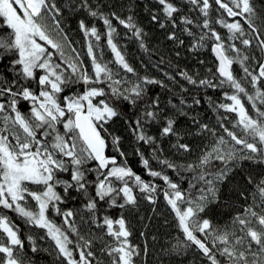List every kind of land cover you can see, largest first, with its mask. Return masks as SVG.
<instances>
[{
    "label": "snow or ice",
    "instance_id": "1",
    "mask_svg": "<svg viewBox=\"0 0 264 264\" xmlns=\"http://www.w3.org/2000/svg\"><path fill=\"white\" fill-rule=\"evenodd\" d=\"M157 2L164 19L152 13L153 23L162 30L167 23L173 29L183 25L182 31L195 39L189 51L210 43L216 60L211 79H197L186 71H179L178 75L193 86L230 90L222 91L226 103L212 105L216 113L223 111L217 124L230 139L220 136L213 141L218 146L210 151L206 148L196 162L184 166L201 169L196 177L203 185L199 196L195 200L186 197L180 185L163 170H153L150 160L136 147L134 154L147 175L159 178L167 187L161 190L155 183L146 182L129 166L121 137L108 129L114 119H124L136 144L147 146L157 157L163 149L157 137L149 135L153 124H162L160 135L176 137L173 147L185 153H191L192 147L182 142L176 128L179 118H190V127L196 129L185 135H218L207 123H200L198 117H188L183 111L184 107L199 106V97L193 98L192 105L182 99L179 109L169 115L160 109L159 98L149 95V86L164 87L163 82L136 76L127 62L116 42L119 32L115 25L127 30L125 38L130 34L147 51L146 34L134 22V0L122 5L128 15L113 11L116 5L102 0H65L64 6L56 0H0V23L8 30L6 36L0 37V63L9 60L7 74H0V264H35L25 252V240L32 253L41 251L32 235L22 239L19 226L5 212L14 213L30 228L43 231L38 239L50 242L44 251L54 256L53 264H101L93 250L95 240L81 235L75 224L77 213L62 210L73 192L85 198L84 208L91 217L88 223L113 241L101 247V254L109 258L110 264H135L141 250L130 244L131 232L125 218L101 215L99 207L102 203L121 209L135 205V189L153 204L156 194L162 192L175 215L182 238L162 249L161 255H185L195 249L204 264H264V179L253 186L251 173L245 176L243 172L247 161L264 164V60L249 51L255 46L264 57V33L257 26L258 20L264 24V7H258L256 0H186L185 6L191 5L190 11L199 14L194 20L187 14L180 15L177 0ZM213 3L219 12L215 21L210 18ZM260 5L264 6V0H260ZM81 13L102 23L104 32L95 24L89 26L84 19L77 20V30L85 42L78 47L70 22ZM213 24L226 29V36H221ZM193 27L200 30L198 37ZM102 39L113 54L112 61L103 59ZM167 40L178 47L184 45L175 30L168 32ZM176 55H180L179 51ZM252 60L254 67L249 66ZM162 62L161 58L154 66ZM237 63L243 79L233 72ZM122 72L136 76L135 82L122 78ZM76 85H83V91H72ZM66 90L69 95H64ZM122 106L132 110L127 118ZM230 114L236 116L233 130L225 126ZM237 128L244 138L235 131ZM109 137L119 159L107 154ZM232 142L244 151L223 150L226 143ZM217 160L223 167L210 175L208 166ZM158 162L178 172L181 167L167 159ZM236 174L243 183H238L233 191L244 204L231 218L233 228L238 227L239 231H228L214 227L204 213L220 204L223 186ZM121 199L124 202L118 203ZM53 216H62L63 226L57 225ZM144 252L147 254L146 247Z\"/></svg>",
    "mask_w": 264,
    "mask_h": 264
},
{
    "label": "trees",
    "instance_id": "2",
    "mask_svg": "<svg viewBox=\"0 0 264 264\" xmlns=\"http://www.w3.org/2000/svg\"><path fill=\"white\" fill-rule=\"evenodd\" d=\"M93 2H95V0H93ZM127 2L128 0H102V3L110 6L116 5L112 10L124 15L129 14L126 8L122 7V5H125ZM185 2L186 0H177V4L181 8L180 15L187 14L196 20L199 15L198 12L190 11L191 5L185 6ZM56 3L60 6H64L65 0H56ZM256 3L258 7H264L260 5V0H256ZM134 5V22L141 27L146 34L145 44L147 51L141 49L138 42L131 38L130 34L128 38H125V32L127 30L122 26L115 25V22L114 25L117 26L119 32V38L116 42L127 62L135 69L136 76H148L163 82L165 85L164 87H161L160 85L149 86V95L153 98L158 97L160 100V109L164 110L169 115L179 109L180 101L182 99L186 102V105H192L193 98L199 97L201 99V104L199 106L190 108L184 107L183 111L188 113V117L196 116L200 123H207L210 128H213L218 133V135L216 137H213L208 133L197 136L185 135L189 130L195 132L196 129L190 127L192 125V120L190 118H179L176 128L181 134L182 142L188 143L192 147L191 153H185L183 151H177L173 147V145L177 143L176 137H163L160 135V128L163 126L162 124H153L149 129V135L157 137V143L160 144L163 149L157 157L152 154L151 149L147 146L136 144L132 133L124 123V119H114L109 123L108 129L113 135H119L121 137L122 150L127 154V162L129 166L132 167L133 171L141 175L146 182L155 183L161 190H164L167 187L159 178H152L147 175V171L143 167L140 158L134 154V149L136 147H140L144 152L145 157L150 160L153 170H163L164 174H167L173 182L180 185V188L185 192L186 197L195 200L200 194L199 189L203 187L202 182L196 179V177L200 175L201 169L189 170L184 166L196 162L197 158L206 148L210 151L213 146H218L214 145L213 141L218 140L220 136H224L226 141L230 139L217 124L220 117L224 115L223 111L221 110L220 113H216L212 110L213 104L227 102L222 97V91L230 90L204 89L190 85L186 80L182 79L178 75L179 71H186L197 79H211L212 71H214L216 67V61L211 52V44L208 43L204 47L197 49L195 52H190L189 48L195 43V39L182 31L183 25L178 29H173L172 25L167 23L165 29L162 30L159 24L152 22V13H157L160 15L161 20L164 19L161 6L158 4L157 0H134ZM261 15L264 16V13ZM210 18L212 21L219 18V12L214 3L210 11ZM80 19H84L89 26L95 24L101 33L104 32V26L95 18L87 16L86 13H81L75 20L71 21L72 37L78 42V47H83L85 42L82 35L77 30L76 25V21ZM177 21L179 22V16H177ZM198 22L202 23V20H199ZM257 26L260 27L261 32L264 33V24H261L258 20ZM213 27L216 28L221 36H226L227 30L221 28L219 24H213ZM174 30L179 38L184 40V45L182 47H178L176 43L167 40L168 32ZM192 30L198 37L200 30L196 27H193ZM7 31L6 28L2 27V23H0V37L6 36ZM253 44L255 45V42H253ZM101 45L104 61H112L113 54L103 39ZM177 51L180 53L179 56L176 55ZM249 51L256 58L264 60V57H261L259 50L256 49L255 46ZM0 55H3V50H0ZM229 55L233 54L229 53ZM161 58L163 62L159 63V66H154ZM201 61H203V63H201ZM85 62L89 63L87 59ZM8 64V59H4L3 62L0 63V74H7ZM249 66L254 67L255 60L250 61ZM112 67L115 68V65H112ZM233 72L237 78L243 79V71L238 63L233 65ZM136 76L132 74H124L123 72L121 73V77L128 80L130 83L135 82ZM169 77H175V79H169ZM83 87V85H76L72 91L81 92L83 91ZM69 94L70 91L67 90L64 93V95ZM23 110H27V105L24 106ZM249 110H251L250 106ZM122 111L125 114V118L132 113L130 108H124L123 106ZM132 118L135 119V116H132ZM235 120L236 116L230 114V120L225 122V126L229 130H233ZM235 131L240 134L241 138H244L240 129L237 128ZM108 142L109 146L106 150L107 154L117 155L119 159L118 154L111 144V137L108 138ZM261 147L262 150H264V146ZM227 149H234L237 152L244 151L241 145H235L234 142L226 143L223 150ZM163 159H167L172 163L180 165L179 172L176 170H169L158 162V160ZM221 167H223V165L220 161H213V163L208 166V172L211 175L213 170H217ZM243 172L245 176L251 173L254 186L256 181L264 179V164L257 165L252 161H247L243 165ZM238 183L242 184L243 181L241 180L240 175L236 174L223 186L220 204L209 208V210L204 213L205 217L211 219L214 227L227 229L228 231H239L238 227L233 228L231 221L236 209L244 204L243 201L237 200L236 194L233 191V188ZM248 190L251 191V188ZM135 195L137 196V203L135 205L126 206L123 209L119 207L109 208L107 204L104 203L99 205L101 215H107L114 219L119 218L120 216L125 218L128 229L131 232L129 242L141 250L140 255L135 260V264H204L202 258L197 254L195 249H191L185 255H161L162 249L170 247L182 238V233L177 227L175 215L169 206L166 205L162 192L156 194V203L154 204L145 199V196L139 192V189H135ZM123 202L122 199L118 201V203ZM84 204L85 198L73 192V197L67 200L61 207L62 210L70 209L77 213L74 220L81 235H84L88 239L95 240L93 250L97 253V259L101 261V264H110L109 258L102 255L100 250L103 245L113 243V241L111 238L106 237L99 229L92 227L88 223L91 217L86 214ZM228 204H233L235 207L229 209L227 206ZM5 214L8 215L10 220L19 226L22 239L28 235H32L38 240L37 246L41 251L37 253H32L30 251V245L25 240V252L33 258L35 264H53L54 256L50 255L49 252L44 251V249L50 247V242L47 240L39 241L38 239L40 236L44 235L43 231L30 228L26 225L24 220L16 216L14 213L5 212ZM53 219L57 225L63 226L62 216H53ZM141 233H144V235H141ZM145 247L147 248V254L144 252Z\"/></svg>",
    "mask_w": 264,
    "mask_h": 264
},
{
    "label": "water",
    "instance_id": "3",
    "mask_svg": "<svg viewBox=\"0 0 264 264\" xmlns=\"http://www.w3.org/2000/svg\"><path fill=\"white\" fill-rule=\"evenodd\" d=\"M212 55H213V53H212ZM213 57H214V55H213ZM215 59V58H214ZM216 61V60H215Z\"/></svg>",
    "mask_w": 264,
    "mask_h": 264
}]
</instances>
